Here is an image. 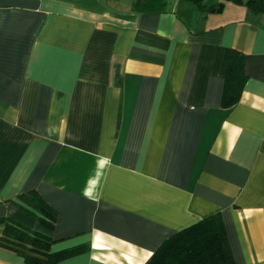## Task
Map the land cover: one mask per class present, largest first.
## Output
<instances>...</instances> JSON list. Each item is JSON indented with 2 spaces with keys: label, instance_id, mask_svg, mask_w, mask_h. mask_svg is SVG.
<instances>
[{
  "label": "crops",
  "instance_id": "crops-1",
  "mask_svg": "<svg viewBox=\"0 0 264 264\" xmlns=\"http://www.w3.org/2000/svg\"><path fill=\"white\" fill-rule=\"evenodd\" d=\"M244 1L0 0V219L81 249L53 264H144L219 213L234 264H264V11ZM20 250L0 224V264Z\"/></svg>",
  "mask_w": 264,
  "mask_h": 264
},
{
  "label": "trees",
  "instance_id": "trees-1",
  "mask_svg": "<svg viewBox=\"0 0 264 264\" xmlns=\"http://www.w3.org/2000/svg\"><path fill=\"white\" fill-rule=\"evenodd\" d=\"M254 11H264V0H245ZM243 55L231 49L224 78L222 105L233 106L238 100L245 82ZM114 82L122 84L118 68L114 71ZM16 207L37 220L51 226L55 212L35 191L19 195ZM4 239L20 248V253L29 264H53L61 258L80 252V248L58 253H47L51 240L13 220L0 219ZM45 256V257H44ZM144 264H234L224 225L219 213L206 216L195 223L166 237L152 252Z\"/></svg>",
  "mask_w": 264,
  "mask_h": 264
},
{
  "label": "water",
  "instance_id": "water-1",
  "mask_svg": "<svg viewBox=\"0 0 264 264\" xmlns=\"http://www.w3.org/2000/svg\"><path fill=\"white\" fill-rule=\"evenodd\" d=\"M222 7H223V5H222V4H219L218 8H217V9H215V10H213V11H216V12H221V10H222Z\"/></svg>",
  "mask_w": 264,
  "mask_h": 264
},
{
  "label": "rangeland",
  "instance_id": "rangeland-1",
  "mask_svg": "<svg viewBox=\"0 0 264 264\" xmlns=\"http://www.w3.org/2000/svg\"><path fill=\"white\" fill-rule=\"evenodd\" d=\"M219 4H223V3L220 2ZM225 12L228 13L229 12V8L226 7Z\"/></svg>",
  "mask_w": 264,
  "mask_h": 264
}]
</instances>
